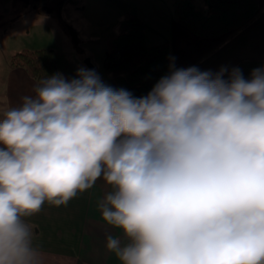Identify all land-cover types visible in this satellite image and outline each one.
<instances>
[{"label":"clouds","instance_id":"clouds-1","mask_svg":"<svg viewBox=\"0 0 264 264\" xmlns=\"http://www.w3.org/2000/svg\"><path fill=\"white\" fill-rule=\"evenodd\" d=\"M34 93L0 113V264H42L28 218L100 179L120 264H264V67L170 65L143 97L82 67Z\"/></svg>","mask_w":264,"mask_h":264},{"label":"crops","instance_id":"crops-1","mask_svg":"<svg viewBox=\"0 0 264 264\" xmlns=\"http://www.w3.org/2000/svg\"><path fill=\"white\" fill-rule=\"evenodd\" d=\"M13 1L0 0L6 4ZM65 13L73 25L74 21H79L93 31L103 27L116 29L124 15L132 13L145 24L148 46L170 43L172 64L176 68L195 66L201 71L215 73L222 67L229 71L245 59H264V0H260L258 14L246 25L213 39L196 36L180 25L174 0H80V4H68ZM13 28L3 36L7 37ZM111 35L105 39L106 54ZM3 36L0 37V113L19 106L23 96L35 95L34 88L38 83L26 68L14 66L11 60L18 51L35 49L18 46L17 37H12L17 39L13 46H7ZM83 48V56L91 60L94 46ZM108 190L100 179L93 188L78 194L66 206L57 207L45 202L39 213L28 218L35 234L34 243L42 253V264H120L115 255L107 251L106 236L119 237L122 233L102 220L98 208V201Z\"/></svg>","mask_w":264,"mask_h":264},{"label":"trees","instance_id":"trees-1","mask_svg":"<svg viewBox=\"0 0 264 264\" xmlns=\"http://www.w3.org/2000/svg\"><path fill=\"white\" fill-rule=\"evenodd\" d=\"M12 4L24 10L20 18L35 12L57 19L71 37L76 51L83 53L81 32L65 17L66 6L80 4V0H14ZM174 8L180 25L196 36L213 39L246 25L258 14L260 0H204L203 5H198L196 0H174ZM13 27V24L5 27V32ZM11 60L14 66L26 68L38 82L56 73L67 79L76 78L77 70L82 68L55 48H25L16 52ZM170 65H173L170 43L148 46L143 20L132 13L125 14L119 21L118 33L107 44L105 68L112 79L105 84L125 89L134 97H143L169 73ZM260 67H264V59H245L233 68H239L244 77L249 78L251 71Z\"/></svg>","mask_w":264,"mask_h":264},{"label":"rangeland","instance_id":"rangeland-1","mask_svg":"<svg viewBox=\"0 0 264 264\" xmlns=\"http://www.w3.org/2000/svg\"><path fill=\"white\" fill-rule=\"evenodd\" d=\"M9 1L10 0H8V2ZM196 3L198 5H203L204 0H196ZM22 11L24 10L18 4L14 5L12 2L11 4L0 2V37L3 36L5 27L10 28L12 24L14 25L9 35L7 37L3 36L2 38L5 45L13 46L14 41H17V39H13L12 37H17L19 39L18 46L34 49H59L78 66L95 70L103 83L111 81V75L106 72L105 68V39L108 38L110 34H112L111 37L115 36L118 33L117 27L116 29L113 27H103L93 31L91 28L88 30L89 27L83 25L81 22L78 21L75 23L74 21V25L81 32L82 39L85 40V42L82 41V46H94V49H92L94 57L90 60L89 57H84L83 54L76 51L71 37L63 29L57 19L52 16H43L35 12H30L26 17L20 18ZM66 15L65 13V16ZM66 18L68 17L66 16ZM89 33L94 36H89ZM92 39H95V41H91Z\"/></svg>","mask_w":264,"mask_h":264}]
</instances>
